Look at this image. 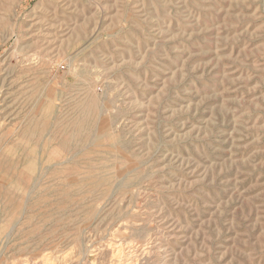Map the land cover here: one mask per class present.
Here are the masks:
<instances>
[{"label":"rangeland","instance_id":"1","mask_svg":"<svg viewBox=\"0 0 264 264\" xmlns=\"http://www.w3.org/2000/svg\"><path fill=\"white\" fill-rule=\"evenodd\" d=\"M51 263L264 264V0H0V264Z\"/></svg>","mask_w":264,"mask_h":264},{"label":"bare ground","instance_id":"2","mask_svg":"<svg viewBox=\"0 0 264 264\" xmlns=\"http://www.w3.org/2000/svg\"><path fill=\"white\" fill-rule=\"evenodd\" d=\"M47 108V107H46ZM40 110V109H39ZM41 113V112H40ZM35 116V115H34ZM32 117V116H31ZM38 120H39V118H38ZM37 120V121H38ZM37 123V122H36ZM31 124V123H30ZM40 124V123H39ZM67 124V123H66ZM33 125V124H32ZM61 126V125H60ZM56 127V126H55ZM36 130V129H35ZM38 131H40V130H38ZM22 135V134H21ZM32 135V134H31ZM42 138V137H41ZM62 196V195H61ZM64 252V251H63ZM122 252V251H121ZM49 253V252H48ZM119 253V252H118ZM131 254V253H130ZM146 254V253H145ZM48 257V256H47ZM52 264V263H51Z\"/></svg>","mask_w":264,"mask_h":264}]
</instances>
